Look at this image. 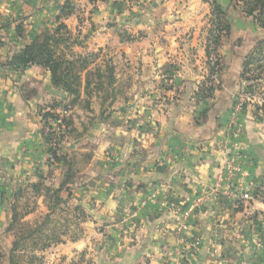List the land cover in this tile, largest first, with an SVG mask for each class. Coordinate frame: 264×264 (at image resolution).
Returning a JSON list of instances; mask_svg holds the SVG:
<instances>
[{"label":"crops","instance_id":"crops-1","mask_svg":"<svg viewBox=\"0 0 264 264\" xmlns=\"http://www.w3.org/2000/svg\"><path fill=\"white\" fill-rule=\"evenodd\" d=\"M67 1L0 0L9 23L0 51V209L18 188L35 185L38 194L28 188L21 199H32L25 221L38 215L32 224H41L49 216L52 246L92 251L97 264H264V111L248 104L238 116L244 132L229 143L240 167L234 179L223 170L221 146L248 85L243 62L262 31L236 21L229 37L238 42L219 48L233 60L211 77L209 0H69L72 14L58 21ZM59 24L67 29V59L97 57L71 110L81 137L62 144L63 155L76 156L77 175L51 215L46 189L64 185L67 168L50 164L39 109L70 97L46 68L7 63ZM107 64L115 70L110 95L119 100L104 107L102 93L86 91L85 81ZM208 80L216 90L202 99L199 87ZM228 191H252L255 200L236 206ZM198 199L180 233L183 214Z\"/></svg>","mask_w":264,"mask_h":264},{"label":"trees","instance_id":"trees-1","mask_svg":"<svg viewBox=\"0 0 264 264\" xmlns=\"http://www.w3.org/2000/svg\"><path fill=\"white\" fill-rule=\"evenodd\" d=\"M217 1L218 0H209L212 6L211 22L214 21L213 23L215 24V29H213L210 34H212L215 47L212 49L214 50V53L208 51V56H211L212 54L217 55L218 49L222 47L224 41L228 39L231 34L229 21L226 19V12ZM233 1H237V3L242 6L246 17L252 18L255 25L264 30V0H231V2ZM73 9L72 2L68 0L63 8L62 15L58 18V21L72 14ZM8 26L9 23L0 25V51L6 44L4 31ZM18 33H21L20 28H18ZM223 34H226V37H224ZM66 35L67 29L65 25L59 24L53 35H46L43 38L26 45L24 48L17 51L13 55L11 61L7 64L12 69L16 70L26 69L30 66H40L49 70L52 76L53 86L55 88H61L70 97V100H66L63 103L66 104L67 108L73 110L79 101H81L80 91L83 87L82 74L92 66L94 58H96L97 55L92 54L87 58L80 57L78 59H67L61 50V47L68 42ZM263 54L264 40H260L256 43L253 50L249 52L243 62L241 77L247 82L248 85L246 86V91L249 93L256 92L260 86L258 81L264 78L261 77L262 73H264ZM209 67L211 77L220 74V61H216L212 65L210 64ZM253 67L256 69L253 70ZM256 71L260 72V75L257 77L254 76V72L257 73ZM114 72V67L107 64L104 72L100 67H95L86 73V91L92 88V90L101 92L102 97L100 100H102L104 107L112 106L117 100L110 95L111 86L115 82ZM209 80L208 82L201 83L199 87L202 99H209L214 96L216 87H214L212 81ZM210 82L212 83L211 86H209L210 84L207 86V83ZM88 98H91V94L88 95ZM61 104L62 103L54 102L53 105L50 106L51 111H46L43 107L39 109L40 116L45 124L43 139L50 146L48 152L53 158L50 160V164L53 165L56 162L63 161L67 168L63 182L64 185L58 190H53L52 194L50 190L46 189V196L49 200L48 206L51 215L57 212V208H59L62 203L60 192L63 190L64 186L73 181L77 175L76 156L71 155L73 152H70L71 154L63 155L61 153L62 144L66 139L73 138L74 140H77L81 137V135L73 128L71 115L65 121L66 131L63 135L57 137L51 132L52 126L49 122L56 121L57 119V115L53 110L62 106ZM87 104H89V102H87ZM256 108L264 111V108ZM55 140L57 145L56 147H52ZM28 188H31L36 194L39 192V189L35 185L18 188L14 191L11 200L9 201V215L11 218L7 232H15V241L7 255L3 253L0 246V264H4V258L8 259V264H43V259L39 253L46 251L56 242L54 241L55 237L52 234L51 236L48 234L49 216L45 217L41 224H29L25 222V218L30 212V200L32 199L27 197L25 200L26 202L23 204H21V199H24ZM33 203H35V201Z\"/></svg>","mask_w":264,"mask_h":264},{"label":"rangeland","instance_id":"rangeland-1","mask_svg":"<svg viewBox=\"0 0 264 264\" xmlns=\"http://www.w3.org/2000/svg\"><path fill=\"white\" fill-rule=\"evenodd\" d=\"M217 2L225 10L226 19L229 21V25H230L231 29H232V26L237 25L236 21H240L241 25L245 26L246 28H251V27L254 28V26L257 27L255 25L254 21L252 20V18L246 17L245 13L243 12L242 6L240 4H238L237 1L231 2V0H225V1L224 0H218ZM209 20H212V6H211V18L208 17V19L206 20V26L205 27H206L207 31L209 30V35L207 38L208 44H210L211 49H213L215 46H214V42L212 39V34H210V32L213 29H215V24L213 23L214 21L211 22ZM7 22H8V19L0 16V25L5 24ZM257 28L262 31L263 38L261 40H264V30L259 28V27H257ZM223 36L226 37V34H223ZM233 42H235V40H231L230 37H228V39H226L224 41V43H226L225 46H227L228 48L231 47V44ZM237 42H238V40H236L235 43H237ZM220 49H218L217 55L216 54L211 55V58H212L211 65L214 64L216 61H220L221 66H222V64L224 65L226 61H232L233 60L232 54H230V53H227L226 57H224V56L222 57V53H221ZM209 51L214 53V50H212V51L209 50ZM255 69L256 68L253 67V70H255ZM104 71H105V68H103V72ZM209 71H210V68H209ZM256 72L257 73L254 72L255 77L260 75L259 74L260 72H258V71H256ZM261 77L262 78L264 77V73H262ZM258 84L260 85L258 90L260 92L264 93V78L259 80ZM118 100L119 99H117L116 102ZM122 101H124V99ZM58 103H60V102H58ZM10 200H11V197H9L8 200L5 202L4 209H0V242H1L0 246L3 250V253L6 255L9 252V250L11 249V247L15 241V232L14 233L13 232H10V233L7 232V228L9 226V221L11 218V216L9 215V206H8ZM36 217H38V215L37 216L33 215V216L29 217V220H27L25 222L32 224L35 221ZM48 228H49V226H48ZM48 228H47V230H48ZM62 244L63 243H61L57 246H51L46 251L39 253V255L43 259V262H44L43 264H97V263H93L94 261L92 258V255H93L92 251H88V250H84L82 252H79L78 250L68 251V250H66V247ZM4 264H8L7 258H4Z\"/></svg>","mask_w":264,"mask_h":264},{"label":"built area","instance_id":"built-area-1","mask_svg":"<svg viewBox=\"0 0 264 264\" xmlns=\"http://www.w3.org/2000/svg\"><path fill=\"white\" fill-rule=\"evenodd\" d=\"M253 105L255 107L264 108V93L257 90L256 92H247L246 90L240 92L236 98V103L233 108L230 120L229 130L226 134V138H224L221 142L222 150L224 151V158L222 161V167L224 172L227 174V177L231 180L234 179L235 175L240 172V167L238 165V161L236 157L230 154L229 151V143L230 140L241 136L244 132V125L238 121L239 114L243 111V109L248 105ZM46 111H51V109H47ZM54 112V111H53ZM57 115L56 121H51L53 123L52 133H54L57 137L63 135L66 131L65 121L71 115V110L66 107V104H62L55 111ZM56 140L52 144V147H56ZM50 146L48 145L47 151H49ZM49 159H53L52 155L48 152ZM227 196L236 201V206H238L242 202H252L255 200L254 192L248 191L244 194H238L236 192L228 191ZM202 200L198 199L197 203L191 206L182 217V220L179 224V231L183 233L187 231L190 227V218L194 214L196 207L200 205ZM136 214V213H135ZM134 215V214H133ZM249 215H252L249 212ZM196 246L200 245V241H196ZM180 264L182 261L177 260Z\"/></svg>","mask_w":264,"mask_h":264},{"label":"water","instance_id":"water-1","mask_svg":"<svg viewBox=\"0 0 264 264\" xmlns=\"http://www.w3.org/2000/svg\"><path fill=\"white\" fill-rule=\"evenodd\" d=\"M122 110L125 111L126 108H123ZM79 143H81V140L71 143V145L68 148L71 150H74V149H76V147L78 146Z\"/></svg>","mask_w":264,"mask_h":264}]
</instances>
